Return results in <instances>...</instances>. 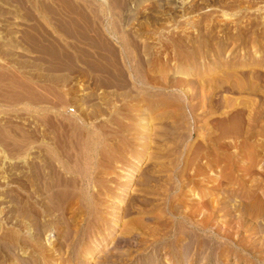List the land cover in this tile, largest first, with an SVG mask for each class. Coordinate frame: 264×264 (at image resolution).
Masks as SVG:
<instances>
[{
    "label": "rangeland",
    "instance_id": "obj_1",
    "mask_svg": "<svg viewBox=\"0 0 264 264\" xmlns=\"http://www.w3.org/2000/svg\"><path fill=\"white\" fill-rule=\"evenodd\" d=\"M99 257L264 264V0H0V264Z\"/></svg>",
    "mask_w": 264,
    "mask_h": 264
},
{
    "label": "bare ground",
    "instance_id": "obj_2",
    "mask_svg": "<svg viewBox=\"0 0 264 264\" xmlns=\"http://www.w3.org/2000/svg\"><path fill=\"white\" fill-rule=\"evenodd\" d=\"M141 172V171H140ZM140 176V175H139ZM138 179V178H137ZM129 182V181H128ZM146 182V181H145ZM135 188H136V186H135ZM134 189V188H133ZM133 193V192H132ZM130 202V201H129ZM122 206V205H121ZM125 208H126V206H125ZM127 209V208H126ZM120 212V211H119ZM227 235V234H226ZM230 234H228V236H229ZM231 238V237H230ZM105 240H107V237L105 238ZM207 243V242H206ZM210 243V242H209ZM242 244V243H241ZM208 245H210V246H212L211 245V243L210 244H208ZM99 246H101V244L100 245H97V246H94L93 248H91L90 250H89V253H88V257H86V258H91L90 256L96 251V250H98L99 249ZM246 248V247H245ZM247 250V249H246ZM237 251V250H236ZM235 251V252H236ZM97 252V251H96ZM239 253V252H238ZM229 254V253H228ZM240 254V253H239ZM115 255V254H114ZM236 256V255H235ZM211 256H209V258H210ZM241 258V257H240ZM97 260L94 262V264H103L104 262H105V260H101V258L99 257V258H96ZM212 259V258H211ZM242 259V258H241ZM244 260V259H243ZM89 261H91V259L89 260ZM53 264H60V263H53Z\"/></svg>",
    "mask_w": 264,
    "mask_h": 264
}]
</instances>
